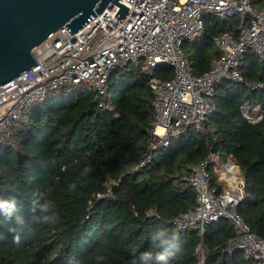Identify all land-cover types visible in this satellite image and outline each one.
<instances>
[{
  "label": "trees",
  "instance_id": "trees-1",
  "mask_svg": "<svg viewBox=\"0 0 264 264\" xmlns=\"http://www.w3.org/2000/svg\"><path fill=\"white\" fill-rule=\"evenodd\" d=\"M237 21L205 15L201 36L183 44L193 74L205 73L220 53L210 36L225 30L235 34ZM241 72L243 82L224 81L217 88L214 109L201 130L187 128L134 171L151 142L153 113L150 76L139 67L116 69L102 97L84 83L68 84L26 109L0 143V197H14L28 215L34 195L42 194L58 220L33 225L34 233L22 234L16 243L0 217V264H66L73 256L83 264H131L134 252L150 249V233L158 224L183 240L174 264H196L200 243L208 249L203 264H252L240 250L224 252L234 235L225 217L208 224L203 234L170 222L195 205L194 188L174 174L190 172L187 166L213 153L238 163L245 196L237 212L252 233L264 238V88L246 85L264 83V60L248 50ZM154 75L171 78L173 68L157 66ZM102 100L106 106L99 105ZM246 101L260 105V120L242 116ZM209 173L211 184L221 189L213 163ZM108 188L111 197H95ZM97 256L104 259L98 262Z\"/></svg>",
  "mask_w": 264,
  "mask_h": 264
},
{
  "label": "built area",
  "instance_id": "built-area-1",
  "mask_svg": "<svg viewBox=\"0 0 264 264\" xmlns=\"http://www.w3.org/2000/svg\"><path fill=\"white\" fill-rule=\"evenodd\" d=\"M117 1L128 8L123 16L114 15L117 4H108L74 33L60 27L33 50L36 65L0 86V143L10 136L14 121L33 104L42 102L49 91L84 83L102 97L109 89L112 73L134 65L150 76L153 94L148 129L151 142L143 160L130 170L134 171L150 162L156 150L168 147L187 128L202 129L214 109V95L221 83L243 82L241 67L248 50L264 60V6H257L258 0ZM208 13L221 20L237 17L236 33L225 30L210 36L220 53L211 58L205 73L195 75L183 44L201 36ZM160 65L171 66L173 76L163 79L154 75ZM246 85L250 89L264 88L260 81ZM99 105L106 106L103 100ZM259 109L258 103L246 101L241 113L249 122H255L262 117ZM212 163L223 184L221 189L211 184ZM187 168L190 172H176L174 176L194 188L195 205L170 222L176 229L194 227L203 234L208 224L225 217L231 222L234 235L227 240L224 252L240 250L252 264H264V238L249 230L236 209L245 196L238 163L232 159L221 161L211 153L204 161ZM111 196L110 188L95 195ZM207 252V247L200 243L196 264H203Z\"/></svg>",
  "mask_w": 264,
  "mask_h": 264
},
{
  "label": "water",
  "instance_id": "water-1",
  "mask_svg": "<svg viewBox=\"0 0 264 264\" xmlns=\"http://www.w3.org/2000/svg\"><path fill=\"white\" fill-rule=\"evenodd\" d=\"M117 0H0V86L36 65L33 50L62 26L76 32Z\"/></svg>",
  "mask_w": 264,
  "mask_h": 264
},
{
  "label": "clouds",
  "instance_id": "clouds-1",
  "mask_svg": "<svg viewBox=\"0 0 264 264\" xmlns=\"http://www.w3.org/2000/svg\"><path fill=\"white\" fill-rule=\"evenodd\" d=\"M85 171L90 172L91 168L88 167ZM70 187L74 189L75 185ZM28 213L25 214L14 197H0V217L16 243H19L22 234L34 233L33 225L51 224L58 220L52 202L42 194L34 195ZM150 246L149 250L140 252L139 255L134 252L131 264H174L183 251V240L178 232L164 224H158L150 233ZM103 259L102 256L96 257L98 262ZM66 264H83V261L73 256L66 260Z\"/></svg>",
  "mask_w": 264,
  "mask_h": 264
},
{
  "label": "crops",
  "instance_id": "crops-1",
  "mask_svg": "<svg viewBox=\"0 0 264 264\" xmlns=\"http://www.w3.org/2000/svg\"><path fill=\"white\" fill-rule=\"evenodd\" d=\"M256 5L257 6H264V0H258L257 2H256ZM227 159H230V158H227ZM226 159V160H227Z\"/></svg>",
  "mask_w": 264,
  "mask_h": 264
},
{
  "label": "rangeland",
  "instance_id": "rangeland-1",
  "mask_svg": "<svg viewBox=\"0 0 264 264\" xmlns=\"http://www.w3.org/2000/svg\"><path fill=\"white\" fill-rule=\"evenodd\" d=\"M117 75H118V74H117ZM117 75H116V76H117ZM116 76H115V77H116ZM33 105H34V104H33ZM201 247H202V246H200V248L198 249V252H199V253L202 252V248H201Z\"/></svg>",
  "mask_w": 264,
  "mask_h": 264
}]
</instances>
